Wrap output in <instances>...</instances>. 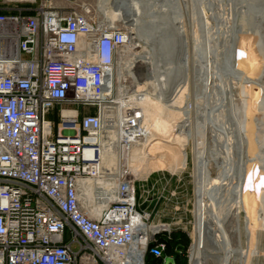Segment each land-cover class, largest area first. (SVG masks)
Segmentation results:
<instances>
[{"label":"built area","instance_id":"built-area-1","mask_svg":"<svg viewBox=\"0 0 264 264\" xmlns=\"http://www.w3.org/2000/svg\"><path fill=\"white\" fill-rule=\"evenodd\" d=\"M130 43L81 0H0V264H147L165 252L156 237L175 229L150 224L124 172L145 137L143 93L119 88ZM112 150L116 180L103 173ZM103 176L115 199L95 212L82 184Z\"/></svg>","mask_w":264,"mask_h":264},{"label":"bare ground","instance_id":"bare-ground-1","mask_svg":"<svg viewBox=\"0 0 264 264\" xmlns=\"http://www.w3.org/2000/svg\"><path fill=\"white\" fill-rule=\"evenodd\" d=\"M171 1L181 8L180 13L177 11L178 14L172 18L166 17L172 6L168 8L164 0L96 2L100 11L115 6V10L111 11L121 19L105 16L106 24L116 25V20L119 22L123 20L126 25L121 23L131 32L130 46L137 47L138 42H142L146 48L141 54H134L132 51V56L124 50L118 64L119 75H124L122 69L128 75L137 64H145L148 70L146 82L154 92L153 95L143 93L141 107L144 114L142 124L145 137L142 147L133 151L124 172L127 173L130 167L136 166L145 173L154 164H159V167L169 166L168 157L161 154L164 152L163 149L178 151L186 139L188 144L183 155L185 161L180 167L186 168L188 158L186 150L192 144L196 180L194 241L190 250V264H205L207 259L216 261L217 264H230L243 257L251 259L257 253L245 254L234 250L228 230L241 226V214L245 212L247 233L250 232L255 215L259 217L258 226L264 231V201L259 210L256 207L257 201L264 195V154L259 153L258 149L254 151L258 141L255 135L253 139L252 136H248L244 125L234 113L228 96L231 80H235L238 88L250 86L257 91L263 89L262 78L261 81L253 78L235 63L240 53L246 49L241 43V36L259 35V28L264 21V9H260V6L262 8L264 3L261 1L256 6L255 0H228V8L225 10L221 1L222 6L218 5L219 8L212 12L207 6L215 0H195L196 10L192 14L195 18L191 17V22H198L199 27L201 26L202 35L199 36L203 39L198 40L200 47L193 52L184 25L188 18H185L186 14L183 13L188 11L184 9H188L194 0ZM143 5L148 9L145 10ZM232 6L236 8L233 9ZM209 10L213 15L214 12L218 14L216 21L218 28L217 30L214 28L216 32L214 38L210 35V40L207 37L211 31L210 19L212 20L213 16L208 14ZM251 22L253 26L249 25ZM160 31L169 34L159 38ZM194 34L196 36V30ZM172 42L178 47V59H173V62L170 60ZM192 81L198 88L196 95L194 94L196 102L185 99L189 95L187 93ZM170 115L175 116L168 119ZM190 115L192 126L194 129L197 128L198 133L194 136L192 132L186 131ZM153 136L163 141L164 145L159 143L154 146V143L150 142ZM117 161L118 156L114 150L107 152L104 156L103 173L108 167H115ZM211 164L217 172L214 180H210L209 177ZM250 169L252 173L249 174ZM113 178L103 176L83 182L84 193L88 192L91 195L90 203L97 201L88 205L93 206L95 212L101 211L109 201L115 199L116 179ZM100 197L103 199L99 200ZM254 224L256 225V221Z\"/></svg>","mask_w":264,"mask_h":264},{"label":"rangeland","instance_id":"rangeland-1","mask_svg":"<svg viewBox=\"0 0 264 264\" xmlns=\"http://www.w3.org/2000/svg\"><path fill=\"white\" fill-rule=\"evenodd\" d=\"M81 1H84L85 3L90 4L96 10V12L105 20V22H106L105 16H108L110 18L117 17L121 19L120 16L113 14L111 11V10H115V6H111L109 8L107 7L104 11L102 10L100 11L99 7H97V4H96L97 0H81ZM164 1L166 5L168 6V8H170L171 6L173 7V8L172 7L170 8L172 10L170 9L168 10L169 13H167L166 17L172 18L176 16L178 13H180L179 11L181 8L179 9L178 5L176 6V4L173 1L171 0H164ZM221 1L224 5L223 9L227 10L228 8L227 4H229L228 0H215L213 1L214 3L212 2L210 3L211 5L214 4L212 5V7H210L211 5L209 6V3L207 7H209L210 10L213 12L215 9L217 10L220 5L222 6V4L220 3ZM255 1H256V4L254 3V5L256 6H258V3L261 1H263L264 3V0H255ZM194 2L196 3L195 0L191 2L193 4H190L189 5L190 7H188V9L187 8L184 9V7H182L184 10L189 11V12L187 11L188 13L187 12L183 13L184 15L186 14L185 18H188L186 19V22L184 23V25H185L187 37L190 38L188 39V41H189L190 48L191 50H193V52L199 49L200 38L203 39L202 36H199V35H202L201 30H200L202 29L201 26L199 27V25L197 24L198 22L197 23L191 22L192 20L191 17L195 18L192 15L194 10H196L195 8L196 4ZM169 3L170 4L172 3V5H170ZM234 4L237 7L236 2ZM234 6H232L233 9L236 8ZM262 6L264 7V5ZM263 7L261 8L260 6V9H264ZM143 8L145 10L148 9V7L146 6H144ZM176 8H178L179 10H175ZM190 10H192V12ZM210 10L208 11V14L212 15L213 18L212 20L210 19V25H211L210 27H211L212 32L210 31V33L208 34V37H207L208 40L211 39V36L214 38V35L216 32L214 28H216V30L218 28L217 22H216L218 14L214 12V15H213ZM171 13L173 14L175 13V14L173 15ZM188 14H191L192 16H188ZM164 16L165 15H163V17ZM120 21L125 24L123 20H120ZM117 22L119 21L116 20L115 23ZM252 22L249 25L253 26ZM195 30L197 33L196 36H194ZM168 34H169L168 32L166 33V32L160 31L158 36L160 38ZM132 35L134 36L135 34H132ZM191 35L193 36L191 37ZM254 35L241 36L242 38L241 43L243 44V47H245L246 49L243 52H241L242 54L240 53V56H238L235 65L236 66L239 65L240 68H243V70L246 71V73L251 75L253 78L255 77V78H258L259 80L262 78L261 79L262 81L261 80L260 81L261 83L264 84V21L262 22L259 28V35H256V34ZM172 40H174V38ZM170 42H171V38H170ZM172 43L173 44L171 45L168 44V45L172 46L170 47V49H172V53L174 54L171 53L170 60L173 62V59L174 60L178 59V49H177L178 47L177 45H175L174 42ZM138 44L139 45L137 47L135 45L130 46L129 44L128 47L126 46L123 49V51L125 50L127 53L129 52L128 54L130 55L131 54L133 55L132 51H134V54H141L146 50V48L142 42H138ZM130 58L132 57H129V59ZM146 67L147 66L145 64H141V65L137 64L131 69L132 73H128V75L125 72V70L122 69V71H124L122 72L124 73V75H121V76L119 75V72H118L119 68L117 67V74L119 77H121L120 79H122V83L120 82L121 85L119 86V88H121V86H124L128 90L126 93H122V94L127 95V96L135 95L136 93L145 94V92L149 93V95L154 94L151 86L147 84L148 70ZM230 83H231V88L229 90V96H228L229 103L234 113L238 117L240 123L244 125V129L246 133H248V136H252V139H253L254 138L253 135H255L256 140L258 141V146L256 144L257 148H254V151L258 149L259 153L264 154V110H263L264 109V85L262 84L263 89L261 91L259 90L257 91L256 88H252V87L250 88V86L249 87L244 86V87L238 88L236 86L235 80H231ZM195 86H196L195 82L192 81L191 86L187 93L190 96L188 95V97H185V99L188 98L190 102L192 101L196 102L195 95L197 93L198 88L197 86L195 88ZM193 95L195 98L193 97ZM173 116L175 115L168 116V119L170 118L173 119ZM192 122L193 121L190 115L189 120H187V123H188L187 126L188 125L189 126L188 127L186 126L187 127L186 131H190V133L192 132L194 136V135H197L198 133H197V128L196 129L193 128ZM182 136L186 137L187 135L186 136L182 135ZM210 139L211 137L208 139L209 142L211 141ZM150 142L154 143V146L158 145L159 143H162V145H164L163 141L156 138V136H153ZM187 144L188 142L185 139L184 144H182V146L180 147L181 150L180 148L178 151L176 150L169 151L167 149L165 150L163 149L164 152H162L161 154L166 155L168 157L169 163L168 162L166 163H168L169 166L166 165L165 167H159V164H154L152 167L149 168V170L146 173L144 171L142 172V170H140L141 168L137 166L132 167V168L130 167V169L127 170V173H128L127 176L135 180L136 182L137 197L139 200L140 209L147 210L148 212L151 213L150 224H164V225L170 226L171 229H181L188 233L191 239V244L187 252L188 260H189L188 264H190V250H191V246L194 241L193 229H194V224H195V220H194L195 219V204L194 202H195L196 180H195V174H194V169H193L192 144L189 145L186 150L187 157H188L186 168L180 167V165H182L185 161L184 160L185 157L183 155L185 153V148ZM209 147H211V143H209ZM122 166L123 165H121L119 161H117V164L115 165V167L114 166L108 167L106 172L114 174L115 175L114 179H116V175L121 173L122 170L124 169ZM115 171H118V172H115ZM250 173H252L251 169L249 170V174ZM216 174H217L216 168L214 167L213 164H211L210 175H209L210 180H214L216 177ZM259 199L260 200H258L256 203V207L258 208V210L261 208V203L264 201V195ZM83 201L86 205H92L97 202L95 200L94 202L90 203L91 195H89L88 192L83 194ZM246 216L247 215L245 212L242 213L241 214V226H236L228 230V233L230 234V237H231L232 248L233 249L235 248L234 250L243 252L245 254H248L249 252H252V254H256V253L257 254L253 256L251 259H247L243 257V258L235 260L234 262H231L230 264H244V263L245 264L246 263L247 264L249 263L250 264H264V231L260 229V227L258 226L257 221L259 217L255 215L254 220L256 221V225L254 224L255 221L253 220L252 225L250 226V232L247 233V228L245 224ZM253 228L255 230L254 232H253ZM250 233L253 236L250 235ZM205 264H217V263L216 261L207 259Z\"/></svg>","mask_w":264,"mask_h":264},{"label":"trees","instance_id":"trees-1","mask_svg":"<svg viewBox=\"0 0 264 264\" xmlns=\"http://www.w3.org/2000/svg\"><path fill=\"white\" fill-rule=\"evenodd\" d=\"M158 242L166 244V259H162L149 251L146 256L147 264H188L187 252L191 239L187 232L178 229L173 230L170 234H160L156 237V243ZM156 243H152L151 247H154Z\"/></svg>","mask_w":264,"mask_h":264},{"label":"water","instance_id":"water-1","mask_svg":"<svg viewBox=\"0 0 264 264\" xmlns=\"http://www.w3.org/2000/svg\"><path fill=\"white\" fill-rule=\"evenodd\" d=\"M161 258H163V259L166 258L165 252H162V253H161Z\"/></svg>","mask_w":264,"mask_h":264},{"label":"crops","instance_id":"crops-1","mask_svg":"<svg viewBox=\"0 0 264 264\" xmlns=\"http://www.w3.org/2000/svg\"><path fill=\"white\" fill-rule=\"evenodd\" d=\"M175 230H178V229H175ZM163 259V258H162ZM166 259V258H165Z\"/></svg>","mask_w":264,"mask_h":264}]
</instances>
